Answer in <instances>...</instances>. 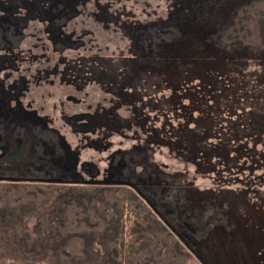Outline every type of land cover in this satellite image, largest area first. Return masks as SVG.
I'll return each instance as SVG.
<instances>
[{
  "label": "flooded vegetation",
  "instance_id": "af4514ba",
  "mask_svg": "<svg viewBox=\"0 0 264 264\" xmlns=\"http://www.w3.org/2000/svg\"><path fill=\"white\" fill-rule=\"evenodd\" d=\"M27 1L31 0H0V17L11 13L0 22V178L14 176H5L14 170L25 175L16 177L21 180L130 187L145 198L159 218L173 221L171 228L182 234L192 252L198 253V242L219 229L233 233L232 216L245 224L258 218V229L264 235L258 211L264 202L244 201L248 192L257 193L216 185L219 177L227 179L225 171L231 169L235 173L229 177L230 185L244 180L243 168L232 167L242 163L233 146L237 141L230 139L228 145L223 144L228 154L235 155L225 159L223 166H207L203 158L195 157L198 163L194 164L192 158L175 157L178 164L194 166L196 174H182L178 168L171 171L157 156L166 160L169 152L149 140L150 120L133 95L142 73L149 72L152 78L182 74L180 62L190 45L185 41L181 46L178 39L166 43L160 36L171 34V25L180 27L172 17L190 16L195 23V0H43L30 5L33 20L24 10ZM185 24L190 25L189 21ZM176 43L179 45L173 52L167 53ZM189 53L195 57L194 48ZM212 56L202 54L193 63H205ZM156 58L162 62L149 61ZM184 69L186 73L193 71ZM128 77L132 78L130 85ZM203 109L209 113L216 107ZM138 122L140 138L134 142L129 135ZM128 126L130 131H126ZM260 127L254 125L252 132L243 134L256 138L254 132ZM154 135L159 136L157 131ZM156 141L167 143L171 139L163 134ZM171 142L178 153L180 145L187 149L180 138ZM199 171L210 187L198 184ZM205 212H211L208 227L219 221L212 219L219 214L227 222L214 225L213 233L201 237ZM258 245L253 244L256 251Z\"/></svg>",
  "mask_w": 264,
  "mask_h": 264
},
{
  "label": "trees",
  "instance_id": "16d2710c",
  "mask_svg": "<svg viewBox=\"0 0 264 264\" xmlns=\"http://www.w3.org/2000/svg\"><path fill=\"white\" fill-rule=\"evenodd\" d=\"M195 1V23L192 24L190 16L180 19L172 17V22L179 21L181 25H171V34L161 35L160 41L164 39L167 43L178 39L181 46L186 41L190 48H194L195 57H190V48L183 53L180 62L182 68L191 66L201 69L200 63L193 62L203 49L209 48L203 54H213L209 61L216 68L224 67L228 73L230 68L234 76L232 79L240 85L256 81L254 91L263 96L264 62L259 64L260 75L257 70L256 73L245 70L238 52L251 49L264 54V0ZM24 10L33 20L31 6H26ZM10 14L0 17V22ZM187 21L190 25L185 24ZM159 45L160 42L157 45L160 49ZM149 61L162 62L160 58ZM231 109L221 112L227 115ZM261 111H264V107ZM250 147L260 153L264 165V152L256 150L251 142L246 149ZM249 164L242 162L232 166L243 168L249 176L245 178L247 182L241 180L237 185H230L229 177L232 175L226 173L228 182L219 177L216 185L238 191L236 188L241 183L247 185V190H254L257 193L255 196L262 198L264 176L256 172L264 169L258 167V162ZM7 175H14L11 176L14 178H0L1 264L4 261H12L11 264H184L196 257L186 246L182 234H177L171 228L173 221L159 218L145 198L130 187L62 185L43 179L21 180L16 177L25 175L17 174L14 170H8ZM181 200L184 204L182 192ZM170 201H173V197ZM209 209L213 211L212 207ZM210 213L202 215L201 228L204 231L201 237L213 233L214 225L227 222L219 214L212 218L219 221H213L208 227ZM251 246V251L256 252L260 264H263L264 250L260 245L256 247L257 251Z\"/></svg>",
  "mask_w": 264,
  "mask_h": 264
},
{
  "label": "rangeland",
  "instance_id": "374dc122",
  "mask_svg": "<svg viewBox=\"0 0 264 264\" xmlns=\"http://www.w3.org/2000/svg\"><path fill=\"white\" fill-rule=\"evenodd\" d=\"M42 1H27V6L40 4ZM100 35L103 38L102 32H100ZM176 45L179 44H174L166 52L172 53ZM105 47L106 44L103 45V50H105ZM112 47L114 46L112 45ZM206 49L209 48L203 49L201 55ZM238 56L244 63L243 69L254 71L253 73H256V70L259 71L260 62H264V59H262L264 54L260 55L251 49L238 52ZM200 65L201 69H190L191 66H183L193 71L186 73L183 70L187 69L182 68L181 75L164 74L152 78L150 77L152 74L147 72V74L142 73L137 77V82L133 87V95L137 103H142V111L147 112V118L150 120L148 121L150 125V127L148 126L149 140L155 143L156 146L163 147L164 152H169L168 155L166 154V160L162 156H157L167 164V169L173 171L178 168L182 174L188 173V175L194 176L196 174L194 166L188 167L184 162L178 164L175 157L185 158L186 160L192 158L194 164L203 158L206 159L204 162L207 166H223L225 159L235 156L234 153L228 154L223 145L232 139L235 142L237 141L233 144L238 149V153L235 154L241 157L243 163L250 165V162L255 161L258 162L257 165L260 169H264L260 153L254 151L252 147L246 149L247 144L251 142L256 150L264 152V111H261L264 107V95L260 96L258 91H254L256 81L247 85H240L237 80L232 79L234 76L230 68L228 73L224 67L216 68L212 61H206L200 63ZM217 71L224 73H216ZM258 74L260 75V71ZM128 80L130 85L132 78ZM127 86L126 83L124 89ZM225 103H228V107L223 106ZM203 107H216L217 110L213 109L208 113V110H200ZM226 108L232 109L227 115H224L221 111ZM135 121L136 117L133 116V123ZM261 124L263 125L259 128V132L258 130L254 132L256 138L243 134L245 131L252 132L254 125L259 127ZM140 127L141 124L138 122L132 136L129 135V139L131 138L132 141L136 142L140 138L138 133ZM126 131H130L129 126ZM156 131L159 136L154 135ZM163 134L170 137L171 141L174 140V137L182 139L183 143L187 145V149L180 145V153H178L172 146L171 141L167 143L156 141ZM145 136L147 135L145 134ZM100 144L101 142L97 141V146H100ZM193 146L196 148L194 152L190 150ZM204 155H208L209 158ZM225 173L234 175L235 171L231 169L225 171ZM259 173L264 176V170L256 172V174ZM201 175L203 173L199 171L198 184L210 187L207 179H202ZM243 176L244 181L247 182L248 180L245 179L249 177L247 173H244ZM238 188V191H249L247 185L241 183ZM261 197H254V192H248L244 201L250 204L264 202V190ZM258 211L260 217L262 216V221H264V207H259ZM232 218L235 223L232 229L233 233L226 234L224 229H219L220 231L214 232L210 238L198 242V253L202 258L206 257L211 260L213 264H260L256 252L251 251V245L256 242L264 250V235L258 229L259 219L250 216V219L254 220L245 224L237 221L236 216H232ZM11 263L12 261H4L2 264ZM184 264L202 263L197 257H192Z\"/></svg>",
  "mask_w": 264,
  "mask_h": 264
},
{
  "label": "water",
  "instance_id": "95a60500",
  "mask_svg": "<svg viewBox=\"0 0 264 264\" xmlns=\"http://www.w3.org/2000/svg\"><path fill=\"white\" fill-rule=\"evenodd\" d=\"M193 253L202 264H213V262L211 260H208L206 257L202 258L199 253L197 252H193Z\"/></svg>",
  "mask_w": 264,
  "mask_h": 264
}]
</instances>
